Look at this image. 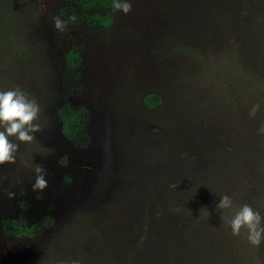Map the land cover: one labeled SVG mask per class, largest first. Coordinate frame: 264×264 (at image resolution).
I'll list each match as a JSON object with an SVG mask.
<instances>
[{
	"label": "rangeland",
	"instance_id": "374dc122",
	"mask_svg": "<svg viewBox=\"0 0 264 264\" xmlns=\"http://www.w3.org/2000/svg\"><path fill=\"white\" fill-rule=\"evenodd\" d=\"M241 1L130 0L125 14L98 0H0V91L35 99L41 128L31 142L10 137L15 163L0 165V264H132L103 254L132 247L136 201L146 214L156 207L147 196L182 194L228 156L233 115L217 108L232 90L220 70L232 60L226 18ZM93 13L110 25L84 24ZM147 93L159 97L152 108ZM37 167L43 191L32 189ZM4 219L32 234L5 233Z\"/></svg>",
	"mask_w": 264,
	"mask_h": 264
},
{
	"label": "trees",
	"instance_id": "16d2710c",
	"mask_svg": "<svg viewBox=\"0 0 264 264\" xmlns=\"http://www.w3.org/2000/svg\"><path fill=\"white\" fill-rule=\"evenodd\" d=\"M97 4L110 8L113 0H98ZM232 6L234 13L225 23L232 60L227 70H220L227 77L232 94L219 96L217 108L221 114L233 115L234 124L228 128L226 141L227 158L215 162L212 176H201L193 188L184 189L182 194L147 196L145 200H153L156 207L146 214L141 202L136 201L132 247L126 245L125 252L103 254L104 259L132 260V264H264V238L259 246L252 245L246 229L233 235L225 219L244 204L264 217V0H243ZM82 21L103 29L110 25L111 16L87 14ZM243 52L246 64L241 59ZM257 56L260 60L254 65ZM66 60L75 65L79 56L68 52ZM142 103L152 108L159 103V97L147 93ZM71 125V118H65V135ZM212 133L215 132L211 130ZM225 194L231 198L232 207L217 208ZM1 229L11 235L32 234L29 226L13 219L2 220Z\"/></svg>",
	"mask_w": 264,
	"mask_h": 264
},
{
	"label": "clouds",
	"instance_id": "9594fccd",
	"mask_svg": "<svg viewBox=\"0 0 264 264\" xmlns=\"http://www.w3.org/2000/svg\"><path fill=\"white\" fill-rule=\"evenodd\" d=\"M113 10L122 11L127 14L132 10L130 0H113ZM75 21L73 15L69 18ZM54 27L63 30L66 22L59 16L53 17ZM40 109L35 99H29L19 88L0 91V165L15 163V155L19 145L14 143L10 137H15L20 142H31L34 139L32 133L41 131L40 125L34 123ZM48 186L44 169L37 167L34 174L33 191H43ZM16 194L8 191L9 199ZM232 207L231 198L225 194L219 199L217 208L229 209ZM233 235H239L241 229L247 230L248 240L252 245L259 246L264 238V217L254 210L250 205L244 204L230 217H225ZM57 264H69L67 261H57ZM71 264H80L73 260Z\"/></svg>",
	"mask_w": 264,
	"mask_h": 264
}]
</instances>
